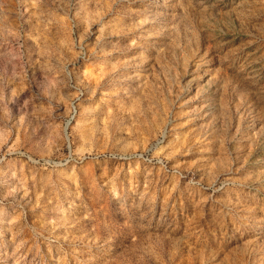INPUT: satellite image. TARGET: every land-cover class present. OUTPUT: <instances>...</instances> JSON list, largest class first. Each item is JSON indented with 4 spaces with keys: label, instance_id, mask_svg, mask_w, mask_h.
<instances>
[{
    "label": "rangeland",
    "instance_id": "374dc122",
    "mask_svg": "<svg viewBox=\"0 0 264 264\" xmlns=\"http://www.w3.org/2000/svg\"><path fill=\"white\" fill-rule=\"evenodd\" d=\"M0 264H264V0H0Z\"/></svg>",
    "mask_w": 264,
    "mask_h": 264
}]
</instances>
